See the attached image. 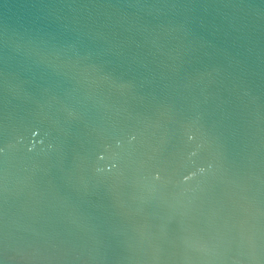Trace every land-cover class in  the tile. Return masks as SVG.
<instances>
[{"label": "water", "instance_id": "95a60500", "mask_svg": "<svg viewBox=\"0 0 264 264\" xmlns=\"http://www.w3.org/2000/svg\"><path fill=\"white\" fill-rule=\"evenodd\" d=\"M0 264H264V0H0Z\"/></svg>", "mask_w": 264, "mask_h": 264}]
</instances>
